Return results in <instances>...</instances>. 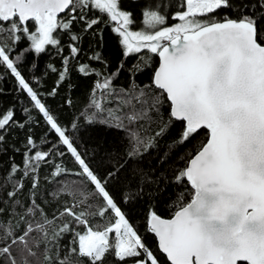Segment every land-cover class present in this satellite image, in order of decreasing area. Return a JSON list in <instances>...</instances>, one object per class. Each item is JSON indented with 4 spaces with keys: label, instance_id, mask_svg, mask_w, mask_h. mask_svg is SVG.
Here are the masks:
<instances>
[{
    "label": "snow or ice",
    "instance_id": "snow-or-ice-1",
    "mask_svg": "<svg viewBox=\"0 0 264 264\" xmlns=\"http://www.w3.org/2000/svg\"><path fill=\"white\" fill-rule=\"evenodd\" d=\"M179 7L174 14L165 13L155 0L151 5L146 2L144 30H133L134 13L124 9L121 0H0V67L29 97L52 140L38 146L29 136L22 164L10 165L0 182L3 200L10 201L7 209L0 201V264H106L108 254L122 264H163L130 223L122 207L124 196L113 194L110 181L115 172L101 175L92 165L77 142L79 122L65 124L48 106L18 54L23 40L30 42L28 51L41 54L46 46L60 45L58 32H68L74 57L79 36L71 33L73 24L82 22L84 31H92L101 22L89 13L114 22L112 30L120 37L123 57L145 49L159 57L153 83L170 105L169 119L184 125L179 143L207 131L206 142L176 174L177 181L190 184V201L181 204L171 219L154 210L147 218L160 254L167 264H264V15L258 18L255 12L239 11L235 0H185ZM255 7L264 13V0H257ZM221 9H237L238 15H213ZM169 19L178 22L169 26ZM92 59L102 57L97 54ZM63 63L60 82L65 81L68 58ZM79 72L101 76L87 64ZM58 88L59 84L50 95H56ZM97 92L113 93L110 75L94 83L92 108L81 117L88 125L123 130L124 120L131 126L144 118V112L132 105L133 99L138 103L139 99L127 95L115 101L129 109L123 117L106 114ZM160 97L151 104L157 115ZM109 119L116 123L110 125ZM14 124L25 126L14 109L0 113V144ZM166 127L152 136L131 133L130 157L150 151ZM66 154L75 165L71 170L60 163ZM57 155L51 176L60 191L50 194L45 189L41 194L38 170ZM29 178L26 186L24 180ZM96 218L105 222L90 223ZM67 236L70 239L62 243Z\"/></svg>",
    "mask_w": 264,
    "mask_h": 264
},
{
    "label": "trees",
    "instance_id": "trees-1",
    "mask_svg": "<svg viewBox=\"0 0 264 264\" xmlns=\"http://www.w3.org/2000/svg\"><path fill=\"white\" fill-rule=\"evenodd\" d=\"M146 2L151 5L152 0H121L122 7L134 13L136 22L132 26L133 30H144L142 10ZM155 2L158 6H163L165 13L174 14L175 11L180 10V4L185 0H155ZM235 3L239 11L255 12L258 18L264 15L255 7L257 0H235ZM240 5L253 7L240 8ZM89 15L99 16L101 22L92 31H84L82 22L77 21L73 24L71 33L79 36L75 42L79 52L74 57L69 48L72 42L68 32H58L60 45L46 46V51L41 54L28 51L30 42L23 40L18 46V54L32 86L45 98L48 106L65 124L79 122L77 142L92 165L101 175L115 172V179L110 181L113 194L117 197L121 194L124 196L125 203L122 207L130 223L137 229L149 249L160 257L163 264H167L165 257L159 252L156 237L147 229V218L154 210L162 218L171 219L181 204L190 201L192 192L190 184L186 180L177 181L176 174L186 167L187 161L206 142L207 131L202 129L187 142L180 144L178 138L184 125L182 122L169 119L170 105L166 98L160 97V90L153 83L154 73L159 65L158 56L145 49L140 53L130 54L127 58L123 57L124 49L120 44V37L112 30L115 27L114 22H110L106 16H101L99 13H89ZM213 15L236 18L238 11L221 9ZM177 22L169 19L168 25ZM261 26H264V22H261ZM97 54L102 57L100 61L92 59ZM65 58H68L66 78L64 82H60L58 76L64 72ZM82 64L89 65L101 76H111L113 93L111 95L96 93V99L103 101L106 114L110 113L112 117L119 114L123 117L124 112L129 109L127 106L117 105L115 101L127 95L129 99L133 97L139 99V103L133 99L132 105L135 110L144 112L142 121L129 126L127 120H124V129L120 130L99 123L88 125L85 120H81L82 116L87 117L92 108L93 86L98 79H101V76L95 74L80 73L79 67ZM0 77H2L0 78V113L14 109L16 118L25 125L21 128L14 124L3 133L5 141L0 144V182H3L9 166L13 163L21 165L25 159L29 136L38 146H46L52 140L50 129L41 114L29 103V97L19 89L17 81L4 67H0ZM58 84L57 94L50 95V91ZM157 97H160L158 115L151 109V104ZM66 100H70L71 104L65 103ZM122 107L123 111H121ZM108 123L112 125L116 121L109 119ZM165 124L167 126L165 133L156 138L155 146L150 151L135 158L130 157L131 133L152 136ZM57 160L58 155L53 156L47 165H42L38 170L41 194L45 189L49 190L50 194L60 191V185L51 176L52 162ZM60 163L70 170L75 167L67 154ZM46 180L48 183H45ZM68 180L71 181L72 177H68ZM12 183L16 181L13 180ZM24 183L27 186L30 178L25 179ZM0 201H3L7 209L10 201L3 200L2 189H0ZM12 207L15 208V205L13 204ZM50 211L56 213L57 208H51ZM104 222L105 220L99 218L94 221L90 219V223ZM77 230L82 231V226ZM68 239L70 236L65 237L62 243L66 244ZM105 260L106 264H122L111 254H108Z\"/></svg>",
    "mask_w": 264,
    "mask_h": 264
},
{
    "label": "water",
    "instance_id": "water-1",
    "mask_svg": "<svg viewBox=\"0 0 264 264\" xmlns=\"http://www.w3.org/2000/svg\"><path fill=\"white\" fill-rule=\"evenodd\" d=\"M62 16H63V14H61ZM159 58V57H158ZM159 66V65H158ZM158 69V67L156 68V70ZM155 70V71H156ZM154 235V234H153ZM155 236V235H154ZM156 237V236H155ZM156 240H157V242H158V238L156 237ZM128 264H131V263H128Z\"/></svg>",
    "mask_w": 264,
    "mask_h": 264
}]
</instances>
